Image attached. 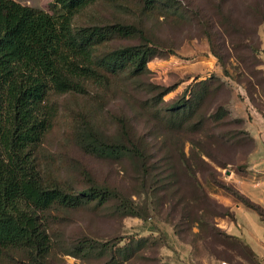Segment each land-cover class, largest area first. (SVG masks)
I'll return each instance as SVG.
<instances>
[{"label":"rangeland","instance_id":"1","mask_svg":"<svg viewBox=\"0 0 264 264\" xmlns=\"http://www.w3.org/2000/svg\"><path fill=\"white\" fill-rule=\"evenodd\" d=\"M15 1L60 14L53 0ZM71 26L104 33L91 41L99 62L123 46L149 50L140 73L100 63L101 82L50 93L52 125L31 146L43 185L112 195L104 204L52 205L41 219L48 250L6 248L0 264H219L232 256L219 227L229 215L222 194L234 187L227 170L244 169L249 144L223 114L241 95L238 84L256 100L264 0H96ZM98 144L131 153L106 155Z\"/></svg>","mask_w":264,"mask_h":264},{"label":"trees","instance_id":"2","mask_svg":"<svg viewBox=\"0 0 264 264\" xmlns=\"http://www.w3.org/2000/svg\"><path fill=\"white\" fill-rule=\"evenodd\" d=\"M95 1L53 0L60 10L56 16L15 0H0V251L26 248L43 255L50 246V237L41 228L45 210L54 204L77 206L93 201L104 204L112 195L107 187L69 192L43 185L31 153V146L48 131L56 113L49 103L50 93L81 92L86 84L101 82L100 63L114 73L129 65L135 74L142 72L146 65V50H149L142 45L114 49L103 55L101 62L93 58L91 41L104 33L96 28L74 32L71 20L75 12ZM143 2L151 5L153 0ZM120 33L130 34L129 31ZM254 55L258 58L256 50ZM224 71L227 73L225 68ZM254 72L260 74L256 67ZM259 79L264 81L263 77ZM254 83L251 82L253 86ZM206 91L201 92L202 96ZM164 93L165 90L161 92ZM182 110L179 118H186ZM228 112L223 115L229 114L231 120L240 124L241 134L249 144L244 153L246 158L252 138L244 129L243 120ZM177 121V129L184 130ZM191 127L198 128L195 122ZM98 150L106 155L131 153L113 144H98ZM205 155L208 158L205 162H216L208 153ZM200 159L204 161L203 155ZM216 165L226 167L224 163ZM229 187L226 194L264 218L258 204Z\"/></svg>","mask_w":264,"mask_h":264},{"label":"crops","instance_id":"3","mask_svg":"<svg viewBox=\"0 0 264 264\" xmlns=\"http://www.w3.org/2000/svg\"><path fill=\"white\" fill-rule=\"evenodd\" d=\"M258 58L260 61L256 69L260 71L259 78H264V45L258 50ZM254 86L255 101L240 84L238 100L232 98L229 101L230 113L243 120L244 129L252 138V147L245 159L244 169L227 170L226 176L242 195L264 211V81ZM222 195L221 202L229 215L222 217L219 227L232 241L233 253L219 264H264V218L232 196Z\"/></svg>","mask_w":264,"mask_h":264},{"label":"water","instance_id":"4","mask_svg":"<svg viewBox=\"0 0 264 264\" xmlns=\"http://www.w3.org/2000/svg\"><path fill=\"white\" fill-rule=\"evenodd\" d=\"M228 173V172H227Z\"/></svg>","mask_w":264,"mask_h":264}]
</instances>
